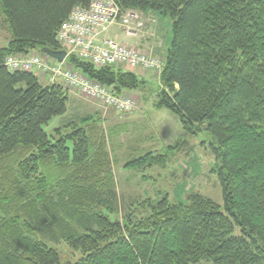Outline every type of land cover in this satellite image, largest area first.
I'll return each instance as SVG.
<instances>
[{
    "label": "trees",
    "instance_id": "1",
    "mask_svg": "<svg viewBox=\"0 0 264 264\" xmlns=\"http://www.w3.org/2000/svg\"><path fill=\"white\" fill-rule=\"evenodd\" d=\"M93 1L0 0L10 34L0 47V264H63L61 243L80 253L67 264H264V0H115L122 12L172 19L156 105L185 132L213 138L225 211L201 193L123 203L111 146L122 125L104 126L100 112L45 130L66 113L68 89L6 59L61 50L60 26ZM66 62L116 95L148 82L76 54ZM142 149L125 168L165 164L167 155Z\"/></svg>",
    "mask_w": 264,
    "mask_h": 264
},
{
    "label": "rangeland",
    "instance_id": "2",
    "mask_svg": "<svg viewBox=\"0 0 264 264\" xmlns=\"http://www.w3.org/2000/svg\"><path fill=\"white\" fill-rule=\"evenodd\" d=\"M158 16L148 12L142 18L145 21L146 35H152L157 47L162 46L159 47L160 51L156 52L154 49L153 53L163 57L165 63L173 37V21L170 17L160 14ZM9 39L7 25L0 15V47L6 46ZM152 72H145L150 76L146 78L148 82L145 87L125 93L132 96L138 104L132 111L119 112L111 108H102L79 93L73 92L69 94L66 113L53 118L44 126L45 130L53 134L56 128L70 121L86 114L100 112L104 126L122 125V132L115 135L111 146L112 154L117 158L113 170L123 203L136 204L147 197L158 200L165 196L172 203L187 202L192 193H201L216 201L225 211L222 187L216 173L215 159L209 147L213 138L208 132L197 135L185 132L178 115L156 105L157 91L161 85L157 74ZM141 101L142 103L149 101V104L143 105V112L134 120L129 119V116L132 117L131 113L139 110ZM183 140L188 141L192 148L188 150L189 148L185 146L183 150L172 154L169 147L176 146ZM136 147L144 148L141 150L144 153L152 150L155 155H167L165 164L147 163L140 170L125 168L129 155L140 153L135 150ZM137 214H142V211H138ZM55 246L63 264L75 262L80 257L79 252L72 251L65 243Z\"/></svg>",
    "mask_w": 264,
    "mask_h": 264
},
{
    "label": "built area",
    "instance_id": "3",
    "mask_svg": "<svg viewBox=\"0 0 264 264\" xmlns=\"http://www.w3.org/2000/svg\"><path fill=\"white\" fill-rule=\"evenodd\" d=\"M116 21H120L128 33H137L144 29V20L134 11L122 13L115 0H94L88 8L76 7L60 26L57 37L59 42L71 53L88 59L96 66L125 65L130 69L142 68L160 72L163 61L152 50L140 51L113 40L101 41L100 38ZM8 69L38 71L49 76V81L61 79L71 89L83 96L128 112L136 108L135 100L130 96H117L108 87L88 79L83 74L52 63L42 55L9 56Z\"/></svg>",
    "mask_w": 264,
    "mask_h": 264
},
{
    "label": "crops",
    "instance_id": "4",
    "mask_svg": "<svg viewBox=\"0 0 264 264\" xmlns=\"http://www.w3.org/2000/svg\"><path fill=\"white\" fill-rule=\"evenodd\" d=\"M147 14V13H146ZM146 14L143 13L144 16H146ZM158 16V15H157ZM159 18V22H160V17ZM160 27H162L161 22H160ZM162 37V36H161ZM103 38L105 39H112V40H116L118 42L121 43H126L128 45H131L133 47H136L138 50L140 51H146L150 48L155 49V51H160L162 46H156V42L153 39V37H151V35L147 36L146 32L143 31L141 33L138 34H127L126 31L120 26V25H114L112 26L103 36ZM164 45H165V40H164ZM136 72H140L145 78H148L150 76H148V73H144L142 69H137ZM147 75V76H145ZM152 76V75H151ZM147 80V79H146ZM142 104V105H141ZM141 107L139 108V110L135 111L134 113H131L130 115L132 117H128L129 119H133L141 112H143V105H148V103H142L141 101Z\"/></svg>",
    "mask_w": 264,
    "mask_h": 264
},
{
    "label": "water",
    "instance_id": "5",
    "mask_svg": "<svg viewBox=\"0 0 264 264\" xmlns=\"http://www.w3.org/2000/svg\"><path fill=\"white\" fill-rule=\"evenodd\" d=\"M43 51L47 55H49L50 57H52L55 60H57L58 62H62L66 58V55H67V51L66 50L55 51V50H52V49H49V48H45V49H43Z\"/></svg>",
    "mask_w": 264,
    "mask_h": 264
},
{
    "label": "bare ground",
    "instance_id": "6",
    "mask_svg": "<svg viewBox=\"0 0 264 264\" xmlns=\"http://www.w3.org/2000/svg\"><path fill=\"white\" fill-rule=\"evenodd\" d=\"M159 37V36H158ZM156 56H158V55H156ZM164 62V61H163ZM33 143V142H32ZM83 155V154H82ZM61 181V180H60ZM18 182V181H17ZM91 217V216H90Z\"/></svg>",
    "mask_w": 264,
    "mask_h": 264
}]
</instances>
